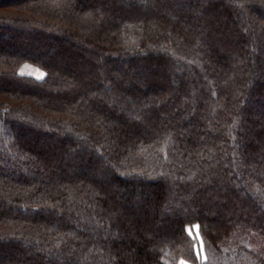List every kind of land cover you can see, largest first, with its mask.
<instances>
[{"label": "trees", "instance_id": "trees-1", "mask_svg": "<svg viewBox=\"0 0 264 264\" xmlns=\"http://www.w3.org/2000/svg\"><path fill=\"white\" fill-rule=\"evenodd\" d=\"M183 259L264 264V0H0V264Z\"/></svg>", "mask_w": 264, "mask_h": 264}, {"label": "rangeland", "instance_id": "rangeland-1", "mask_svg": "<svg viewBox=\"0 0 264 264\" xmlns=\"http://www.w3.org/2000/svg\"><path fill=\"white\" fill-rule=\"evenodd\" d=\"M19 69L21 72L28 73L36 77H43V74H44L42 69L32 64H29V63H23ZM187 231L190 233L191 236H193L196 239L195 245H196L197 253L199 255L198 257H200V259H204L202 238L200 237V234L198 232L197 225L193 227H189ZM180 263L181 264H194L188 261H184V259Z\"/></svg>", "mask_w": 264, "mask_h": 264}]
</instances>
